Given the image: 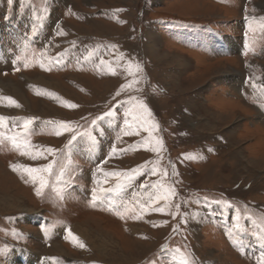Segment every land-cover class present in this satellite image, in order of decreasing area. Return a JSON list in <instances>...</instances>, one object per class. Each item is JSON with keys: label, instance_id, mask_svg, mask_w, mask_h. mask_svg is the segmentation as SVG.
Masks as SVG:
<instances>
[{"label": "rangeland", "instance_id": "1", "mask_svg": "<svg viewBox=\"0 0 264 264\" xmlns=\"http://www.w3.org/2000/svg\"><path fill=\"white\" fill-rule=\"evenodd\" d=\"M262 88L264 0H0V264H264Z\"/></svg>", "mask_w": 264, "mask_h": 264}, {"label": "snow or ice", "instance_id": "2", "mask_svg": "<svg viewBox=\"0 0 264 264\" xmlns=\"http://www.w3.org/2000/svg\"><path fill=\"white\" fill-rule=\"evenodd\" d=\"M245 48L246 50H251L250 48V45L249 44H246L245 45ZM136 68L137 70H141L140 66L139 65H136ZM253 88L256 89L257 88V85L256 84H253ZM262 94H264V88H262ZM8 99L9 101H11V103L15 104L16 102L14 100H12L11 97H8L6 98ZM141 108H144V105L141 103L140 105ZM105 115H112V112L109 111L107 113H105ZM142 119V117H141ZM3 121H4V118L3 117H0V126L3 125ZM31 123V120H27L23 125H22V128H21V132H18V133H15L14 135L12 136H5L4 133L0 132V141H2L3 139H7L8 141H10V143L14 146V147H21L22 145L23 146H27V141H24L21 139V135L24 134L26 135L27 134V130H28V126L29 124ZM93 123H95V121H93ZM61 127L63 128L64 132H68V133H73L75 130L73 128H71L67 123H64L62 122L61 123ZM57 136L61 135V132L57 131L55 133ZM79 133H77L78 135ZM76 136L73 135L72 136V139H75ZM47 152L50 153V154H55L56 150L53 149V148H47ZM116 152V148L113 147L112 149V153L115 154ZM35 158V157H34ZM55 161H53L54 163ZM52 167L53 165L52 164H48L45 168L43 169H27L26 171L28 172L30 178L34 181V182H38L39 186L36 188V195L37 196H40L42 194V191L43 189L47 186L48 184V181L46 180L45 176L44 175H36V173H48L49 175H51L52 173ZM107 175H110V176H114L116 178V183L119 184L121 181H124V180H132L134 179V176H130L128 175L127 173H121L119 171H115V172H112L110 174H106ZM98 183H108V180L105 179L104 181L100 182L98 181ZM153 187H158L157 185H153ZM107 189L105 188H100L99 191L100 192H103V191H106ZM96 192L97 190L96 189H93V194L96 195ZM168 196H167V193H165L164 195H158L155 197V199L152 201L154 204L158 201V200H167ZM216 203H220L219 201H216ZM227 206H231L230 202L228 201H225L224 202ZM179 207V206H178ZM162 210V209H160ZM173 215H175V213H173ZM138 218V217H137ZM235 226L236 228H239L240 225H239V222L237 221L235 223ZM175 231V229H174ZM69 235L72 236L71 232H69ZM72 239L74 240H78V237H74L72 236ZM81 247H83V243L81 242L80 245ZM3 251H6V248H0V252H3ZM53 260H55V258H51ZM182 264H190L189 261L185 260L182 262Z\"/></svg>", "mask_w": 264, "mask_h": 264}, {"label": "bare ground", "instance_id": "3", "mask_svg": "<svg viewBox=\"0 0 264 264\" xmlns=\"http://www.w3.org/2000/svg\"><path fill=\"white\" fill-rule=\"evenodd\" d=\"M154 48V47H153ZM154 51V50H153ZM152 52V51H151ZM12 83V82H11ZM12 208L13 209H22V206H20V205H13L12 206ZM25 209V208H24ZM89 228V227H88ZM74 229V228H73ZM86 230V229H85ZM83 231H81V228H76V229H74V233L76 234V235H79L80 237H81V235L84 233H82ZM72 233H73V231H72ZM84 235V234H83ZM85 236V235H84ZM94 236V235H93ZM78 237V236H77ZM79 237V238H80ZM80 240V239H79ZM93 240V239H92ZM93 243V242H92ZM61 245H62V243H59V246H57L56 244L54 245L55 246V248H54V251L55 252H57V253H65V251L63 250V249H61ZM99 248V247H98ZM98 248H96V249H98ZM53 250V249H52ZM118 252V251H117ZM51 253V252H50ZM71 253V252H70ZM112 255L113 254H115L114 252H112L111 253ZM110 254V255H111Z\"/></svg>", "mask_w": 264, "mask_h": 264}]
</instances>
